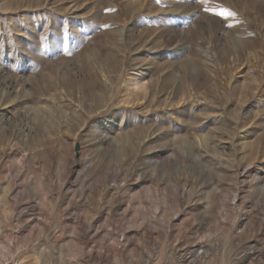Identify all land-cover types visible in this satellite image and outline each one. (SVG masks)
Masks as SVG:
<instances>
[{"label":"rangeland","instance_id":"374dc122","mask_svg":"<svg viewBox=\"0 0 264 264\" xmlns=\"http://www.w3.org/2000/svg\"><path fill=\"white\" fill-rule=\"evenodd\" d=\"M8 253L264 264V0H0Z\"/></svg>","mask_w":264,"mask_h":264},{"label":"built area","instance_id":"2783aa9c","mask_svg":"<svg viewBox=\"0 0 264 264\" xmlns=\"http://www.w3.org/2000/svg\"><path fill=\"white\" fill-rule=\"evenodd\" d=\"M0 264H21L20 259L16 256L15 254L12 253H8L5 254L1 260H0Z\"/></svg>","mask_w":264,"mask_h":264},{"label":"water","instance_id":"95a60500","mask_svg":"<svg viewBox=\"0 0 264 264\" xmlns=\"http://www.w3.org/2000/svg\"><path fill=\"white\" fill-rule=\"evenodd\" d=\"M76 148H77V146H76Z\"/></svg>","mask_w":264,"mask_h":264}]
</instances>
